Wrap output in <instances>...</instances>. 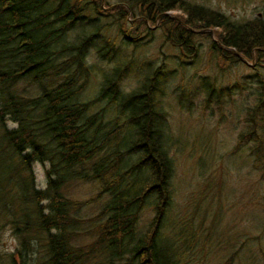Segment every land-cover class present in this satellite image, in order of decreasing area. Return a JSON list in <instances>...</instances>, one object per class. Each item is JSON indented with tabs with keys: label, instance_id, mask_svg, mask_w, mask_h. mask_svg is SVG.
<instances>
[{
	"label": "trees",
	"instance_id": "16d2710c",
	"mask_svg": "<svg viewBox=\"0 0 264 264\" xmlns=\"http://www.w3.org/2000/svg\"><path fill=\"white\" fill-rule=\"evenodd\" d=\"M145 1L156 10L138 15L153 25L170 0ZM103 15L115 16L122 41L138 44L140 39L131 40L126 30L135 14L129 17L123 7L103 9L101 0H0V230L7 227L18 241L11 253H0L1 264H187L184 255L190 254L192 241L194 246L198 242L202 223L197 227L194 214L180 223L171 221L162 236L173 173L166 140L173 137L166 132L161 103L168 91L165 65L146 70L144 62L122 58L120 48L107 43L98 53L112 67L98 95L74 101L93 74L87 49L101 30L98 19ZM163 20L159 28L168 26L166 42L180 45L178 63L195 64L190 30ZM83 22L88 27L66 41L67 31ZM132 25V36L146 32L151 37L144 20ZM126 76L136 80L125 94L120 82ZM29 77L52 87L35 97L20 94L17 83ZM250 78L259 96L246 111L238 143L252 147L254 165L264 174V80ZM200 84L206 102H219L247 87L240 82L223 85L216 78ZM105 98L120 109L119 115L107 122L102 109L86 116ZM9 122L15 126L9 128ZM34 163L48 165L42 190L35 186ZM74 179L96 184L97 193L83 201L64 196L62 188ZM103 198L95 215L77 216L82 207ZM148 207L153 216L136 237L139 217ZM82 236L93 241L77 245ZM237 253L221 264H234Z\"/></svg>",
	"mask_w": 264,
	"mask_h": 264
},
{
	"label": "rangeland",
	"instance_id": "374dc122",
	"mask_svg": "<svg viewBox=\"0 0 264 264\" xmlns=\"http://www.w3.org/2000/svg\"><path fill=\"white\" fill-rule=\"evenodd\" d=\"M116 1L104 0L105 5L109 6ZM135 14L138 16L139 13ZM91 17L88 15L87 18ZM115 21V16H99L101 30L87 49V61L94 71L74 101L87 102L98 95L104 74L109 73L107 69L112 67H107L109 63L102 60L98 53L107 43L114 42L115 49L120 48L118 53L122 58L132 57L144 62L146 70L164 64L165 71L169 72L166 82L168 91L161 103L167 114L166 132L173 137V140L166 138L173 173L171 204L162 236L168 234L171 221L180 223L194 214L197 227L200 223L202 227L198 242L194 246L192 241L190 254L184 255L187 264H221L233 251L238 252L234 264H264V174L254 165V155L250 151L252 147L245 146L246 142L238 143L240 134L245 131L243 123L247 117L246 111L259 96L254 93L257 85L250 78L253 74L250 67L231 64L225 72L219 73L205 55H201L196 65L188 61L179 64L178 48L165 42V29L168 26L152 29L151 37L144 32L138 44L134 45L122 41ZM86 24H77L67 31L64 39L74 40L84 31L83 28L88 27ZM130 28L126 25V30ZM258 64L262 69L259 79L264 80V58ZM214 78L223 85L240 82L247 84V87L239 91L240 87L235 89L231 97H223L219 102L215 99L206 102V92L200 82ZM135 80L136 77H124L120 82L122 93L134 89ZM44 83H34L30 77L24 78L17 83L16 91L35 97L44 91L43 88L52 87L51 83L48 86ZM108 101L105 98L95 103L86 116L102 109L107 122L119 115L120 109L108 105ZM7 126L12 128L15 125L9 122ZM47 167L39 163L32 165L37 189L45 188L47 180L44 172ZM97 190L94 183L74 179L65 184L62 193L73 200L83 201L94 196ZM105 200L103 198L82 207L77 216L95 215ZM152 216V207L145 208L136 225V237L146 231ZM210 232L213 233L212 237ZM92 241L93 238L82 236L76 244L86 245ZM244 241L245 247L239 250ZM17 245L16 237L7 227L0 230L1 254L11 253ZM189 247L184 249L189 252Z\"/></svg>",
	"mask_w": 264,
	"mask_h": 264
},
{
	"label": "flooded vegetation",
	"instance_id": "af4514ba",
	"mask_svg": "<svg viewBox=\"0 0 264 264\" xmlns=\"http://www.w3.org/2000/svg\"><path fill=\"white\" fill-rule=\"evenodd\" d=\"M101 6L107 10L123 7L129 17L156 10L145 0H117L107 7L101 0ZM166 6L168 10L157 15L153 25L142 15L135 14L132 19L128 17L131 28L127 34L130 39L137 41L141 38L140 34L131 35L135 21L144 20L152 30L158 29L160 20L164 19L169 23L174 22L186 32L190 30L193 40L189 46L196 63L201 60V55H205L219 73L225 72L231 64H243L250 67L253 72L251 76H261L262 69L258 63L264 58V0H170ZM167 35L165 31V42ZM168 43L176 48L180 46Z\"/></svg>",
	"mask_w": 264,
	"mask_h": 264
},
{
	"label": "bare ground",
	"instance_id": "6f19581e",
	"mask_svg": "<svg viewBox=\"0 0 264 264\" xmlns=\"http://www.w3.org/2000/svg\"><path fill=\"white\" fill-rule=\"evenodd\" d=\"M166 15H168V13H166ZM195 53H196V51H195ZM238 61V60H237ZM231 66V65H230Z\"/></svg>",
	"mask_w": 264,
	"mask_h": 264
}]
</instances>
